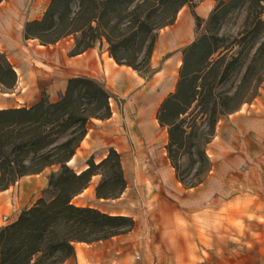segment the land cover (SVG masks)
Returning a JSON list of instances; mask_svg holds the SVG:
<instances>
[{
  "label": "rangeland",
  "instance_id": "obj_1",
  "mask_svg": "<svg viewBox=\"0 0 264 264\" xmlns=\"http://www.w3.org/2000/svg\"><path fill=\"white\" fill-rule=\"evenodd\" d=\"M206 1L211 2L210 11L198 15V7ZM227 1L193 0L183 6L176 19L184 15L192 19L194 26L188 40L169 54L154 57L160 30L146 68L135 71L119 66L118 70L138 79L136 88L122 94L117 88L121 83L112 84L108 70L97 73L98 80L93 79L109 94L111 122L125 139L123 147L114 150L120 156L125 188L115 198H97L96 187L102 179L97 174L95 185L84 193L88 184L80 192L84 193L83 198L73 200L79 193L71 204L130 217L134 226L107 240L75 243L74 256L60 264H264V0H242L223 19L217 34L211 33L218 49L211 57V71L206 74L205 70L197 80V85L205 83L212 87L206 114H210L213 102L222 104L225 98L229 101L224 108H235L218 119L213 135L205 138V128L192 129V118L185 119V148L174 166L166 150L168 128L160 126L156 119L162 102L176 90L184 50L202 35L210 34L209 15L220 2ZM0 4L2 15L8 9L19 10L13 31L0 34V56L7 59L21 78L25 68L52 59L54 48L63 49L68 57L79 51L75 47L78 33L46 45L37 39H23L24 24L40 20L49 0H22L19 4L15 0H2ZM77 5L78 0H74L73 11ZM175 21L167 26L168 30L176 27ZM92 48L108 54L104 42H96ZM178 54L180 60L175 64L173 58ZM142 55H138L137 61ZM52 86L43 82L35 95L23 87L27 95L18 99L21 107L29 108L41 100L58 101L62 93L55 101L50 100ZM14 87L7 90L0 85V98L13 93ZM163 90L166 92L154 105L149 119L159 134L147 141L143 135L146 133L140 131L138 110L132 98L135 93L144 92L154 99ZM198 118L195 116L196 121ZM79 163L67 166L78 173L84 167ZM58 170L59 166L43 170L47 182L37 193L27 190L31 184L26 180L36 175L33 174L19 178L6 189L9 190L6 195L0 194L7 198L0 211V229L13 223L38 199L51 197L47 191L48 178ZM22 178L25 186L17 184ZM76 250L81 252L82 259H78Z\"/></svg>",
  "mask_w": 264,
  "mask_h": 264
},
{
  "label": "trees",
  "instance_id": "obj_2",
  "mask_svg": "<svg viewBox=\"0 0 264 264\" xmlns=\"http://www.w3.org/2000/svg\"><path fill=\"white\" fill-rule=\"evenodd\" d=\"M73 1L49 0L40 20L24 24L23 39H37L46 45L78 33L75 47L80 49L73 55L104 42L116 65L139 71L147 67L157 33L173 24L179 10L193 0H78L76 11L72 10ZM241 2H220L213 9L207 20L210 34L184 50L176 90L158 110L159 125L168 128L166 150L174 166L185 148V119L192 118V129L205 128L204 136L209 138L218 119L235 110L224 108L229 101L225 98L222 104L213 102L207 115L212 87L197 85V80L205 70L206 74L211 71V57L218 49L211 33L217 34L223 19ZM140 53L143 55L137 61ZM16 77L7 59L0 56V85L10 90ZM109 99L95 80L74 77L67 80L54 103L41 100L29 108L0 109V191L23 176L59 166L48 178L51 197L38 199L0 229V264H60L74 256L75 243L107 240L133 228L130 217L71 204L97 174L102 177L96 187L97 198H115L125 188L120 156L113 149L97 164L87 163L79 173L67 166L86 134L88 122L110 118ZM195 116H199L197 121Z\"/></svg>",
  "mask_w": 264,
  "mask_h": 264
},
{
  "label": "crops",
  "instance_id": "obj_3",
  "mask_svg": "<svg viewBox=\"0 0 264 264\" xmlns=\"http://www.w3.org/2000/svg\"><path fill=\"white\" fill-rule=\"evenodd\" d=\"M21 1L22 0H15L16 4H19ZM205 3L206 4H202V6L198 7V15L206 14L210 11L211 4L209 3L211 2L206 1ZM205 6H208L209 9L205 10ZM18 13L19 10L17 7H15L13 9H8V13L6 15L0 14V34L6 35L13 31ZM175 23L176 27L173 30H168V27L161 29L155 45L156 52L155 50L153 52L154 57L155 54H158L159 56L169 54L178 46L183 44L186 40H188L192 35L194 24L188 15H184L182 18L178 17ZM51 54L54 55L52 59L41 61L37 67L33 66L25 68L26 73L21 75L22 78L16 69H14L17 75L16 86L14 87L13 93L2 95V98H0L2 100L0 109L19 108L21 105L23 106V104L18 101L19 98L25 97L27 95L23 93V87L28 88V92L33 91L35 95V92H38L41 84L47 81L48 83L52 84V88H54L51 91L50 100L55 101L59 94L63 93L68 79L83 76L98 80L97 73H101L104 70H108L112 74V84L116 85L121 83L122 86L118 85L117 88L120 90V92H122V94L138 86V79L132 77L125 70H118L120 69L119 66L116 65L113 59L102 50L99 51V49L90 48L81 54L68 57L66 56V52L63 49L54 48V52H51ZM168 60H170V58ZM179 60V54L173 58V62L175 64H177L176 62ZM165 92L166 91L163 90L161 94L156 96L154 99L144 92L135 93L132 98V104H134V107L137 108V103H142L144 100H147L145 105H149L146 104L147 102L150 103L152 111V109L154 110L156 107H154L152 103L158 102L160 97L163 96ZM111 120L112 118L110 117L106 120L92 119V121L88 122L86 126V134L70 160V164L74 162H80V165L83 164L84 167H80V172L87 168V161L89 159H91L94 163H97L107 155L108 150L113 149L118 151V148L123 147L125 139L121 136V134L118 133L116 125L112 123ZM151 124L152 127L149 128L148 131L140 123L139 127L141 129L138 127L140 131L142 130L146 133L143 134L141 131L147 141L152 140V138L159 134L152 120ZM43 173L44 172L42 171L39 174L33 175V178L26 180L31 184L30 188H27L28 191L37 193L46 185L47 180ZM95 177L97 176L92 177V180L90 181L88 187L84 190V193L95 185ZM19 183L21 185L23 184V186L26 185V183L23 182V178L20 179L17 184ZM7 192H9V190H6L0 194L6 195ZM84 193H80L73 200L82 199ZM6 202V196H0V211ZM72 204L78 206V204L75 202H72Z\"/></svg>",
  "mask_w": 264,
  "mask_h": 264
},
{
  "label": "bare ground",
  "instance_id": "obj_4",
  "mask_svg": "<svg viewBox=\"0 0 264 264\" xmlns=\"http://www.w3.org/2000/svg\"><path fill=\"white\" fill-rule=\"evenodd\" d=\"M175 67H176V65H175ZM152 104L154 106L156 104V102H153ZM137 110H138V121H139V123L142 126H144L145 129L148 130L147 125H149V128L152 127V124H151V122L149 120L150 116L152 114L151 106L137 103ZM68 163H70V161ZM77 256H78V259H82V257H81L82 255H81V252L79 250L77 251Z\"/></svg>",
  "mask_w": 264,
  "mask_h": 264
},
{
  "label": "built area",
  "instance_id": "obj_5",
  "mask_svg": "<svg viewBox=\"0 0 264 264\" xmlns=\"http://www.w3.org/2000/svg\"><path fill=\"white\" fill-rule=\"evenodd\" d=\"M109 106L112 107V102L111 100L109 99Z\"/></svg>",
  "mask_w": 264,
  "mask_h": 264
}]
</instances>
